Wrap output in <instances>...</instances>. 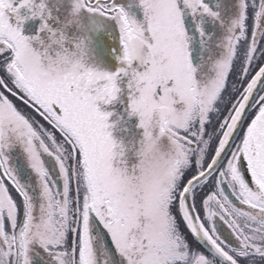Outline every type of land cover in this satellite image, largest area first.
<instances>
[{
    "label": "snow or ice",
    "instance_id": "obj_1",
    "mask_svg": "<svg viewBox=\"0 0 264 264\" xmlns=\"http://www.w3.org/2000/svg\"><path fill=\"white\" fill-rule=\"evenodd\" d=\"M0 264H264V0H0Z\"/></svg>",
    "mask_w": 264,
    "mask_h": 264
}]
</instances>
